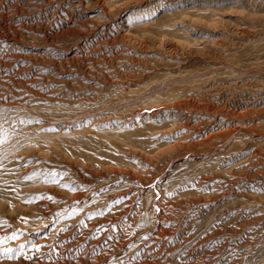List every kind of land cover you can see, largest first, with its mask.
<instances>
[{
  "label": "rangeland",
  "instance_id": "374dc122",
  "mask_svg": "<svg viewBox=\"0 0 264 264\" xmlns=\"http://www.w3.org/2000/svg\"><path fill=\"white\" fill-rule=\"evenodd\" d=\"M0 114V264H264V0H0Z\"/></svg>",
  "mask_w": 264,
  "mask_h": 264
},
{
  "label": "snow or ice",
  "instance_id": "6c2138e0",
  "mask_svg": "<svg viewBox=\"0 0 264 264\" xmlns=\"http://www.w3.org/2000/svg\"><path fill=\"white\" fill-rule=\"evenodd\" d=\"M7 117H6V115H4V114H0V120H3L5 123L7 122ZM0 131H2V126H0ZM53 175H55V174H53ZM13 239L15 238V236H13L12 237Z\"/></svg>",
  "mask_w": 264,
  "mask_h": 264
}]
</instances>
